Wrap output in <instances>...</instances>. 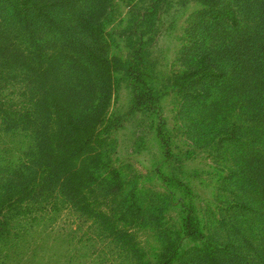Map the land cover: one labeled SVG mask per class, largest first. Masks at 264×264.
I'll use <instances>...</instances> for the list:
<instances>
[{
	"label": "rangeland",
	"instance_id": "rangeland-1",
	"mask_svg": "<svg viewBox=\"0 0 264 264\" xmlns=\"http://www.w3.org/2000/svg\"><path fill=\"white\" fill-rule=\"evenodd\" d=\"M12 1L0 0V264H201L186 214L235 264L260 262L264 0H37L51 21L32 33ZM78 13L110 57L141 42L150 110L123 69L109 83L73 62L88 39Z\"/></svg>",
	"mask_w": 264,
	"mask_h": 264
},
{
	"label": "trees",
	"instance_id": "trees-1",
	"mask_svg": "<svg viewBox=\"0 0 264 264\" xmlns=\"http://www.w3.org/2000/svg\"><path fill=\"white\" fill-rule=\"evenodd\" d=\"M37 0H13L11 4V8L13 12L15 13L17 17L18 24L21 29H23L26 33H32L34 30V27L36 24L39 23H46L47 21H51V18H49V9L46 14L43 12L39 13L37 12L38 8L36 6ZM71 1V0H70ZM47 2V1H46ZM54 6H58L56 3L51 2ZM73 1L69 2L65 0H62L61 6H68L71 5ZM48 4V3H47ZM52 6V5H50ZM214 6V5H210ZM148 10L145 13H150L151 10ZM221 13V12H219ZM223 15H226L224 11H222ZM72 19L76 23L80 22L82 25L83 32L87 35L86 42H82V45L80 48H78V51L75 52L76 56H72L71 59H73V62L76 65L84 67L88 72L93 74V78L95 80H98V77L100 76L101 79L107 77L109 80V83H111V77H114V73L116 69H123L124 78L126 81H129L132 91H133V103L139 107H141L144 111L150 110L152 107L149 104L150 101H154L158 97V90H156L153 87V83L149 80H146L145 75L147 76V71L143 67L141 60H142V46L140 41H133L130 42V50L131 53L129 54V58L125 61L121 60L117 57H110L105 51L104 47H101V45L96 42V39L93 37V25L91 24L90 20H87L85 17L81 15V13H78L74 16H72ZM227 18V15L226 17ZM213 19V18H212ZM217 19L222 21H226L225 19L222 20V17H218ZM230 19V18H228ZM216 20V19H215ZM69 29V28H67ZM98 35V34H96ZM99 36V35H98ZM137 45V46H136ZM52 62L50 64L47 63V67L45 70H42V72L49 73L48 80L51 79V71H53L55 64L53 63L54 57L53 54H48ZM45 63H43L39 70L44 67ZM100 81V80H98ZM108 82V81H107ZM72 118H74V115H72ZM90 133L87 136L88 141H91ZM82 135H80L76 148L80 150L83 146L81 145H88V141L82 140ZM83 153H85L83 151ZM84 155H81V152H78L77 157L79 158V162L83 163L85 161V158H83ZM264 175V174H263ZM109 179L113 181V184L115 186L119 187L120 179L116 175L114 176L113 173ZM110 180L108 182L109 185H112L110 183ZM255 184V187L259 188V184ZM113 186V185H112ZM112 186L109 188L110 191H112ZM120 188V187H119ZM260 191V190H259ZM132 192H135L133 189ZM110 193H116L115 191H112ZM134 204H135V197L133 198ZM253 201V200H252ZM252 201L246 203V205H249L252 203ZM252 206H248V208H252L254 202L251 204ZM100 209V211H102ZM257 212V211H254ZM203 228L201 220L198 218L197 215L192 214H186L183 216L182 220V232L187 237L190 238L193 242H198L202 240V248L197 249L198 254H194L193 257L195 258H201V264H235V260L237 262L238 259L241 258L240 254L234 250H230L227 247H221L219 244L212 245L209 241L208 237H205L203 232H201V229ZM253 237V236H251ZM255 239V238H254ZM254 241L258 242L259 244H264L262 242L259 243V239L256 238ZM175 243V242H173ZM264 248V246L262 247ZM177 249L173 250L171 253H176ZM257 254V253H256ZM200 255V256H199ZM162 259H159L158 264H162ZM237 264V263H236ZM256 264V263H255ZM257 264H264V258L260 259V262L258 261Z\"/></svg>",
	"mask_w": 264,
	"mask_h": 264
}]
</instances>
